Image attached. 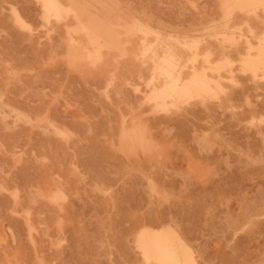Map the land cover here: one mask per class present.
Returning a JSON list of instances; mask_svg holds the SVG:
<instances>
[{"label": "rangeland", "instance_id": "1", "mask_svg": "<svg viewBox=\"0 0 264 264\" xmlns=\"http://www.w3.org/2000/svg\"><path fill=\"white\" fill-rule=\"evenodd\" d=\"M76 1L117 38L0 0V264H156L139 239L166 227L194 264H264L263 4Z\"/></svg>", "mask_w": 264, "mask_h": 264}, {"label": "bare ground", "instance_id": "2", "mask_svg": "<svg viewBox=\"0 0 264 264\" xmlns=\"http://www.w3.org/2000/svg\"><path fill=\"white\" fill-rule=\"evenodd\" d=\"M64 1V0H63ZM71 1V3H72V8H71V6H69L70 7V11H73L77 16H80V15H82V14H87V15H89V17H88V20H87V26H84V27H82V26H79V28H83L84 30H85V32H87V34L89 35V39L91 38L92 40H94V41H99L100 40V38L101 37H103V36H106V38H108V39H111V40H114V38L116 37L117 38V35H118V31H117V27H114V25L112 24V21H111V19L110 18H108V17H101V16H98V15H96L93 11H91L90 10V8L88 7H86V8H81V6L79 7L78 5H79V3L76 1V0H70ZM83 1V0H82ZM99 2V1H98ZM86 3V2H85ZM237 3H239V4H236V6L239 8V9H244V8H248V9H251L252 8V13H254V11H255V9H256V7L259 5V4H263V14H264V0H237ZM44 4V3H43ZM98 4V3H97ZM100 4V3H99ZM235 3H233V5H234ZM66 5V4H65ZM235 6V5H234ZM251 7V8H250ZM43 8H44V5H43ZM61 7H59V5H58V3H57V0H45V9H46V11H55V12H60V9ZM68 8V7H67ZM230 8V7H229ZM72 9V10H71ZM105 9V8H104ZM108 9V8H107ZM106 9V10H107ZM232 9V8H231ZM234 9V8H233ZM236 9V8H235ZM112 10V9H111ZM230 10V9H229ZM245 10V9H244ZM66 10H64V9H62V11L61 12H65ZM227 11V10H226ZM69 12V11H68ZM68 12H67V14H68ZM249 12V11H248ZM55 14H57V13H55ZM58 14H60V13H58ZM63 15V14H62ZM66 16V15H65ZM64 16V17H65ZM63 16H61V18H62ZM237 17V16H236ZM235 17V18H236ZM45 18V17H44ZM56 18V17H55ZM58 18V17H57ZM49 19V18H48ZM47 19V20H48ZM237 19V18H236ZM15 20H17L20 24H22L21 22H20V20H18V18L16 17V19ZM79 20V19H78ZM239 20V19H238ZM234 21H235V19H234ZM233 21V22H234ZM251 23H252V21H251ZM235 24H237V23H235ZM258 24V23H257ZM81 25V24H80ZM253 26V25H252ZM17 27V26H16ZM233 28V27H232ZM74 29V28H73ZM120 29V28H119ZM263 29V28H262ZM76 30H79L78 29V27H77V29ZM81 30V29H80ZM122 30V29H121ZM124 31V30H123ZM244 31H245V29H244ZM73 33V32H72ZM253 33V32H252ZM74 34V33H73ZM256 34V33H255ZM75 35V34H74ZM148 35V34H147ZM152 35V34H151ZM120 36V35H119ZM164 36V35H163ZM105 38V39H106ZM139 38V37H138ZM230 39V38H229ZM68 40H69V38H68ZM117 40V39H116ZM115 40V41H116ZM162 40V39H161ZM76 41V40H75ZM104 41V40H103ZM102 41V42H103ZM163 41V40H162ZM165 41V40H164ZM246 41V40H245ZM125 42V41H124ZM127 42H129V41H127ZM195 42V41H194ZM251 42V41H250ZM76 43H78V42H76ZM76 43H75V45H76ZM164 43V42H163ZM168 43V42H167ZM167 43H166V45H167ZM213 43H215V42H213ZM264 43V42H263ZM79 44V43H78ZM105 44H107V43H105ZM117 44H119L120 45V43H117ZM126 44V43H125ZM254 44H256V43H254ZM253 44V45H254ZM71 45V44H70ZM74 45V44H73ZM75 45L73 46V48L75 47ZM80 45V44H79ZM78 45V46H79ZM91 45V44H90ZM72 46V45H71ZM124 46V45H123ZM122 46V47H123ZM158 46V45H157ZM174 46V45H173ZM170 47V46H169ZM228 47V46H227ZM73 48H72V52L74 53L75 52V50H79V52H81V50H83L84 48L82 47H80L79 46V48L76 46V48L77 49H75L74 51H73ZM81 48V49H80ZM119 48V47H118ZM203 48V47H202ZM250 49V48H249ZM85 50H87V49H85ZM84 50V51H85ZM128 50V49H127ZM159 50V49H158ZM160 50H162V49H160ZM165 50V49H164ZM172 50V49H171ZM186 50V49H185ZM129 51V50H128ZM217 51V50H216ZM78 52V53H79ZM105 52V51H104ZM244 52V51H243ZM85 53V52H84ZM182 53H183V49L182 48H180V47H176L175 49H173V51L172 52H170V54L168 55L167 54V57L168 58H170V60L171 61H173L172 60V58H175V60H178L177 58H180V56L182 55ZM217 53H219V51L217 52ZM72 54V53H71ZM90 54H91V52H90ZM89 54V55H90ZM95 54V53H94ZM166 54V53H165ZM240 54V53H239ZM75 55V54H74ZM73 54H72V58L73 57H75ZM87 55H88V52H87ZM88 55V56H89ZM235 55H237V54H235ZM243 55V54H242ZM87 56V58H88V60H91V58L89 59V57ZM94 56H96V55H94ZM76 57L78 58V56L76 55ZM75 57V58H76ZM83 57H85V56H83ZM183 57V56H182ZM152 58V57H151ZM226 58H228V57H226ZM231 58V57H230ZM79 59V58H78ZM96 59V58H95ZM245 59V58H244ZM251 59V58H250ZM255 61H257V62H263L264 61V45H262V46H260V47H258L257 49H256V56L253 58ZM77 60V59H76ZM81 60V59H80ZM86 60V59H85ZM241 60H243V59H241ZM247 60V59H246ZM253 60V61H254ZM75 61V60H74ZM84 61V60H83ZM92 61V60H91ZM93 61H94V59H93ZM186 61V60H185ZM146 62V61H145ZM248 62H249V60H248ZM252 62V61H251ZM75 63V62H74ZM184 63V62H183ZM182 63V64H183ZM151 64V63H150ZM168 64V63H167ZM177 64V63H176ZM181 64V65H182ZM255 64V63H254ZM178 65V64H177ZM249 65H251L250 63H249ZM261 65V64H260ZM259 65V66H260ZM264 65V64H263ZM168 66V65H167ZM233 66V65H232ZM257 66V65H256ZM205 67V66H204ZM252 67H255V65H253ZM258 67V66H257ZM263 67V66H262ZM168 68V67H167ZM170 68H171V66H170ZM264 68V67H263ZM182 69V68H181ZM186 73V72H185ZM184 73V74H185ZM188 73V72H187ZM174 74V73H173ZM155 75V74H154ZM160 75V74H159ZM167 76V75H166ZM170 76H171V74H170ZM174 76V75H173ZM211 77V76H210ZM224 77V76H223ZM161 78H162V76H161ZM215 78V77H214ZM216 79V78H215ZM159 80V79H158ZM150 82V81H149ZM206 80L204 81H201V84H202V86H204L206 83ZM178 83H179V81L178 80H176V79H173L172 81H171V84H172V86H171V88H169V89H164V91L156 98V99H154L153 101H163V100H165L166 98H168L169 97V95H171V94H175V93H177L178 92V88H176V86L178 85ZM222 85H223V83H222ZM181 87H183L182 85H181ZM185 89V88H184ZM188 89V88H187ZM198 89H200V87H198ZM208 89V88H207ZM180 90H183V89H180ZM188 91V90H187ZM193 91V90H192ZM153 92H156V90L155 91H153ZM189 92V91H188ZM197 92V91H196ZM219 92H220V90H219ZM224 92V91H223ZM160 93V92H159ZM187 93V92H186ZM171 97V96H170ZM147 98V97H146ZM172 98V97H171ZM179 99V98H178ZM177 100V99H176ZM174 101V100H173ZM150 103H151V101H150ZM160 104H158V106H159ZM165 105V104H164ZM166 108V107H165ZM248 125V124H247ZM141 129V128H140ZM132 132V131H131ZM139 132H140V130H139ZM127 134H128V136H129V133H130V131H128V132H126ZM125 133V134H126ZM136 133H138L137 131H136ZM135 133V134H136ZM142 133V132H141ZM140 134V133H139ZM127 135L125 136V138L127 137L128 139L130 138V137H133L134 138V136L133 135H131V133H130V137H128ZM138 137H140V135L138 136ZM138 137H136L135 136V138L137 139ZM142 137V136H141ZM140 137V138H141ZM132 139V138H131ZM142 139V138H141ZM125 140V139H124ZM143 141H144V139H142ZM140 141V139H139V143L141 144V142H143V141ZM127 141V140H126ZM132 141H133V139H132ZM137 141V140H136ZM146 141V140H145ZM135 142V141H134ZM138 142V141H137ZM132 143V142H131ZM138 143V144H139ZM146 143V142H145ZM127 144V143H126ZM147 144V143H146ZM136 146H137V144H136ZM142 146H143V144H142ZM148 146H149V142H148ZM140 147V146H139ZM147 146H145V150L148 148V150H149V147H147ZM128 148V147H127ZM126 148V149H127ZM152 149V148H151ZM142 151H144V150H142ZM149 152V151H148ZM55 197H56V194L54 195ZM62 196L60 195V198H61ZM51 198V197H50ZM54 198V197H53ZM57 198H59V197H56L55 199H57ZM145 230V229H144ZM140 249H141V251H142V253H143V255H144V257L145 258H147V257H151L152 259H154V261H155V263L156 264H187L188 262L190 263V264H194L193 263V261L191 260V252H190V250H189V248L187 247V245L183 242V240L177 235V233L174 231V230H172L171 228H169V227H166V228H164V229H162V230H160V231H156V232H154V231H150V230H146V231H144L142 234H141V236H140ZM149 259V258H148ZM151 260V259H150ZM146 261V260H145ZM149 262V261H148ZM147 261H146V263H148ZM153 262V261H152ZM154 263V262H153ZM188 263V264H189Z\"/></svg>", "mask_w": 264, "mask_h": 264}]
</instances>
